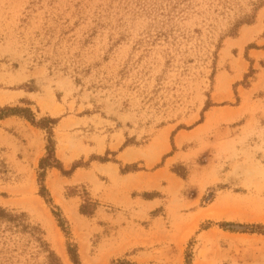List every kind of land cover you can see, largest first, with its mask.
I'll return each mask as SVG.
<instances>
[{"label": "rangeland", "instance_id": "1", "mask_svg": "<svg viewBox=\"0 0 264 264\" xmlns=\"http://www.w3.org/2000/svg\"><path fill=\"white\" fill-rule=\"evenodd\" d=\"M7 109L0 264H264V0H0Z\"/></svg>", "mask_w": 264, "mask_h": 264}, {"label": "trees", "instance_id": "2", "mask_svg": "<svg viewBox=\"0 0 264 264\" xmlns=\"http://www.w3.org/2000/svg\"><path fill=\"white\" fill-rule=\"evenodd\" d=\"M13 111L19 112V111H17V110H13V109L1 110V111H0V119H3V118H5V117H7V115H8L10 112H13ZM21 112H23V111H21ZM49 149H50V154H51V156H50L49 158L44 159V160L41 161V168H42V169H46V168H48V167L53 166L52 164H53L54 162L57 163V161H51V159L54 158V155H55V144H54L53 142H51V147H50ZM46 193H47V190H46L45 186L42 185V195L44 196ZM89 205H90V207H91V206H94V204H91V203H89ZM89 205H88V206H89ZM81 211H82L83 213L86 212V211L84 210V207H83V209H81ZM2 213H3V210H2L1 207H0V215H1ZM61 227L64 228V225H62V223H61ZM257 228H258V227H257ZM260 228H263V229H264V227H259V229H260ZM69 252H70V254H71L72 258H73L74 263H75V264H79L77 253H75V251H74L73 249H69ZM119 264H130V263L121 262V263H119Z\"/></svg>", "mask_w": 264, "mask_h": 264}, {"label": "bare ground", "instance_id": "3", "mask_svg": "<svg viewBox=\"0 0 264 264\" xmlns=\"http://www.w3.org/2000/svg\"><path fill=\"white\" fill-rule=\"evenodd\" d=\"M60 249L62 250V248L60 247Z\"/></svg>", "mask_w": 264, "mask_h": 264}]
</instances>
